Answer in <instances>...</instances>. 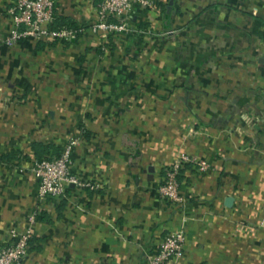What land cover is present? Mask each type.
I'll list each match as a JSON object with an SVG mask.
<instances>
[{
	"label": "crops",
	"instance_id": "1",
	"mask_svg": "<svg viewBox=\"0 0 264 264\" xmlns=\"http://www.w3.org/2000/svg\"><path fill=\"white\" fill-rule=\"evenodd\" d=\"M100 1L55 0L54 28H85L71 41L9 43L0 0V246L34 214L21 264H147L181 227L169 264H264V0L135 5L137 31L107 40ZM70 137L80 183L40 199L30 161ZM181 154L209 169L184 164L175 202L159 187Z\"/></svg>",
	"mask_w": 264,
	"mask_h": 264
},
{
	"label": "built area",
	"instance_id": "2",
	"mask_svg": "<svg viewBox=\"0 0 264 264\" xmlns=\"http://www.w3.org/2000/svg\"><path fill=\"white\" fill-rule=\"evenodd\" d=\"M135 5L156 8L155 0H101L97 10V20L90 25L92 31L106 40L120 33L137 31L131 26V10ZM55 0H14L8 8L13 23L9 43L23 38L51 41H71L85 31V28H54ZM103 38V39H104ZM102 42V41H101ZM78 137H70L58 157L32 158L30 168L38 179V196L58 198L65 194L68 186L80 183L71 172L72 153L79 145ZM184 164H192L200 171L209 169V163L202 158L181 154L177 160L165 168V179L160 184V194L170 201L182 202L179 192V174ZM31 214L25 225H14L7 229L8 241L0 246V264H21L27 255L35 223ZM186 241L184 227L167 233L157 252L147 257V264H169L178 257Z\"/></svg>",
	"mask_w": 264,
	"mask_h": 264
},
{
	"label": "trees",
	"instance_id": "3",
	"mask_svg": "<svg viewBox=\"0 0 264 264\" xmlns=\"http://www.w3.org/2000/svg\"><path fill=\"white\" fill-rule=\"evenodd\" d=\"M58 28H73V29H76V30L80 29L79 26H75V25H66V26L65 25L64 26H60L59 25ZM60 154H61V151L59 152V154L57 156H54V157H58ZM35 158L39 159V158H50V157H45V156H43V154H40V153L37 154L36 153ZM165 173H166V171H165ZM178 180H179V177H178Z\"/></svg>",
	"mask_w": 264,
	"mask_h": 264
},
{
	"label": "water",
	"instance_id": "4",
	"mask_svg": "<svg viewBox=\"0 0 264 264\" xmlns=\"http://www.w3.org/2000/svg\"><path fill=\"white\" fill-rule=\"evenodd\" d=\"M233 201H234V198L233 197H227L226 198V204H227V206H231L232 203H233Z\"/></svg>",
	"mask_w": 264,
	"mask_h": 264
},
{
	"label": "rangeland",
	"instance_id": "5",
	"mask_svg": "<svg viewBox=\"0 0 264 264\" xmlns=\"http://www.w3.org/2000/svg\"><path fill=\"white\" fill-rule=\"evenodd\" d=\"M203 159V158H202Z\"/></svg>",
	"mask_w": 264,
	"mask_h": 264
}]
</instances>
